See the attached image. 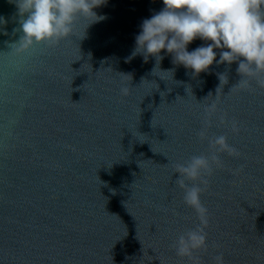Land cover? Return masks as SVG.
I'll return each mask as SVG.
<instances>
[{"label": "water", "instance_id": "obj_1", "mask_svg": "<svg viewBox=\"0 0 264 264\" xmlns=\"http://www.w3.org/2000/svg\"><path fill=\"white\" fill-rule=\"evenodd\" d=\"M13 2L0 0V264H191L171 247L198 223L173 164L207 152L197 132L217 99L208 135H227L240 156L221 154L209 178V247L196 255L264 264V88L231 90L235 62L194 76L164 52L157 65L133 55L162 0H107L95 9L104 19L21 53Z\"/></svg>", "mask_w": 264, "mask_h": 264}, {"label": "clouds", "instance_id": "obj_2", "mask_svg": "<svg viewBox=\"0 0 264 264\" xmlns=\"http://www.w3.org/2000/svg\"><path fill=\"white\" fill-rule=\"evenodd\" d=\"M13 3L19 17V28L14 31L22 35L11 45H17L15 51L21 53L37 44L58 45L74 35L81 19L92 20L88 27L104 19L95 9L107 0H14ZM162 3L161 10L141 22L133 55L142 54L145 61L154 57L157 65L164 52L171 55L174 64L190 69L194 76L208 71L213 63L230 66L235 62L240 79L231 90H247L252 81L264 88V0H162ZM196 39L205 44L189 51L188 45ZM219 80L221 85L228 82V77L220 74ZM120 92L126 96L129 88L122 87ZM219 112L218 99L204 108V124L197 137L201 142L207 141V152L173 164L174 174H178L175 184L183 191V203L195 212L198 223L178 234L171 247L177 257L191 264H202L196 254L207 252L209 247L206 231L209 212L201 199L209 178L224 167L221 154L240 156L239 150L229 144L227 135H208L212 117ZM218 119L220 125L230 127L233 133L239 132L238 122L229 120L226 113H220ZM213 262L225 264L223 254L215 255Z\"/></svg>", "mask_w": 264, "mask_h": 264}]
</instances>
